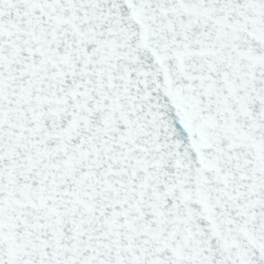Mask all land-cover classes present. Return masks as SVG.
I'll list each match as a JSON object with an SVG mask.
<instances>
[{
  "label": "snow or ice",
  "instance_id": "obj_1",
  "mask_svg": "<svg viewBox=\"0 0 264 264\" xmlns=\"http://www.w3.org/2000/svg\"><path fill=\"white\" fill-rule=\"evenodd\" d=\"M0 264H264V0H0Z\"/></svg>",
  "mask_w": 264,
  "mask_h": 264
}]
</instances>
